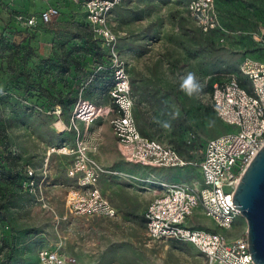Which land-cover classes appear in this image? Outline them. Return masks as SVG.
I'll use <instances>...</instances> for the list:
<instances>
[{
	"label": "rangeland",
	"instance_id": "374dc122",
	"mask_svg": "<svg viewBox=\"0 0 264 264\" xmlns=\"http://www.w3.org/2000/svg\"><path fill=\"white\" fill-rule=\"evenodd\" d=\"M188 1L123 0L110 13L109 26L129 74L140 133L186 159H198L207 139L233 129L211 107V81L224 74L240 76L244 56L264 59V0H214L220 27L210 33L201 32L189 16ZM46 5L61 9L52 24L29 28L17 18ZM79 10L62 0H0V202L5 213L0 264H38L41 247L58 248L74 257V264H205L191 243L151 239L143 218L155 195L145 187L147 178L192 184L198 169L155 174L153 167L122 157L109 117L87 123L86 130L71 120L80 98L108 103L107 88L91 82L92 75L102 74L110 84L106 71L95 66L102 60L108 68L109 61L98 56ZM189 72L198 85L191 96L181 90ZM57 105L60 115L53 113ZM83 134L90 159L123 175L105 174L99 181L116 207L113 217L76 215L68 208V193L77 187L67 175L73 157L52 153L50 147H74ZM27 166L34 172L33 192L22 184L30 179ZM189 222L232 237L246 230L242 216L229 230L217 228L199 207Z\"/></svg>",
	"mask_w": 264,
	"mask_h": 264
},
{
	"label": "built area",
	"instance_id": "2783aa9c",
	"mask_svg": "<svg viewBox=\"0 0 264 264\" xmlns=\"http://www.w3.org/2000/svg\"><path fill=\"white\" fill-rule=\"evenodd\" d=\"M68 1L80 5L94 37L104 46L111 77L108 103L97 105L80 98L71 120L82 122L86 130L87 123L109 117L115 146L129 162L147 167L198 169V177H192V184L145 180L148 182L145 187H152L155 193L143 213L147 235L154 240L191 243L203 254L205 264H259L251 258L246 230L232 237L194 226L189 216L199 207L222 230L232 228L235 220L242 216L234 207L232 196L245 168L264 144V59L242 57L239 63L242 82L234 74H224L213 81L209 92L211 107L217 117L233 129L207 139L198 159H186L175 148L142 135L137 127L129 74L114 48L116 36L109 26L110 13L123 0ZM186 9L201 32L220 27L214 0H189ZM58 16L59 9L55 5H46L36 13L19 14L17 18L27 27H33L38 23L52 24ZM95 66L96 70L105 69L102 63L97 62ZM97 106L104 109L95 112ZM53 113L60 115V107L55 106ZM50 152L73 157L67 168V175L77 186L67 197L68 208L73 214L90 217L117 214L99 181L105 174L123 175L117 170H105L90 159L84 134L74 147L61 143L51 146ZM25 172L30 179L22 184L33 192L34 172L28 166ZM36 258L38 264H74L76 261L58 248L50 247L39 248Z\"/></svg>",
	"mask_w": 264,
	"mask_h": 264
},
{
	"label": "water",
	"instance_id": "95a60500",
	"mask_svg": "<svg viewBox=\"0 0 264 264\" xmlns=\"http://www.w3.org/2000/svg\"><path fill=\"white\" fill-rule=\"evenodd\" d=\"M232 203L246 222L252 260L264 264V144L242 173Z\"/></svg>",
	"mask_w": 264,
	"mask_h": 264
},
{
	"label": "trees",
	"instance_id": "16d2710c",
	"mask_svg": "<svg viewBox=\"0 0 264 264\" xmlns=\"http://www.w3.org/2000/svg\"><path fill=\"white\" fill-rule=\"evenodd\" d=\"M63 2H69L70 4L71 3H73V2H71V1H68V0H62ZM73 4H75V6L76 7H79L80 8V10H79V12H80V17L82 18V21H83V25H84V27L87 29V31H89V33L92 35V37L94 38V40L97 42V44H98V50H99V53H98V56L102 59H104L105 58V54H106V50H105V48H104V46H102V44H101V41L98 39V38H95L94 37V35H93V33H92V31H91V28H90V25H89V23L87 22V20H86V17H85V13L83 12V10L81 9V7H80V5H78V4H76V3H73ZM58 9H59V16L58 17H60L61 16V9L58 7V6H56ZM38 12V11H37ZM68 12V11H67ZM34 13H36V12H34ZM69 14H70V16H72L73 15V13H70V11L68 12ZM57 20V19H56ZM55 20V21H56ZM37 25H48V24H43V23H38V24H36L35 26H33V27H29V28H34V27H36ZM215 30H217V29H213V30H210L209 32H207V33H210V32H212V31H215ZM97 62H99V63H103V61L102 60H97ZM105 71H106V73H107V75H108V77H109V79H110V83H111V77H110V74H109V70H108V68L107 67H105V69H104ZM102 77H103V75L102 74H94V75H92V78H91V82H94L95 84H97L96 86H100V88H102V89H104V88H107V90H108V87L110 86V84H107L106 83V81H104L103 79H102ZM238 77V79H239V81L240 82H242V80H243V76L240 74V76H237ZM218 77H215L212 81H211V83H210V85H209V92H210V90H211V85H212V83H213V81L215 80V79H217ZM94 88H96V87H94ZM57 106H59L60 107V105H57ZM60 109H61V107H60ZM179 152V151H178ZM180 153V152H179ZM181 154V153H180ZM182 156H183V154H181ZM184 157V156H183ZM190 157V156H189ZM3 220H5V213H4V211H3V204L0 202V223L3 221Z\"/></svg>",
	"mask_w": 264,
	"mask_h": 264
},
{
	"label": "clouds",
	"instance_id": "9594fccd",
	"mask_svg": "<svg viewBox=\"0 0 264 264\" xmlns=\"http://www.w3.org/2000/svg\"><path fill=\"white\" fill-rule=\"evenodd\" d=\"M197 77L195 73L189 72L185 77H183V82L181 84V90L187 95L191 96L193 90L197 88Z\"/></svg>",
	"mask_w": 264,
	"mask_h": 264
},
{
	"label": "crops",
	"instance_id": "0c3cea01",
	"mask_svg": "<svg viewBox=\"0 0 264 264\" xmlns=\"http://www.w3.org/2000/svg\"><path fill=\"white\" fill-rule=\"evenodd\" d=\"M134 110H135V105H134ZM108 129H110V127L108 126ZM106 162H107V160H106ZM177 168H167V167H153V169H151L152 170V172L153 173H155V174H158L159 175V173L158 172H160V171H166V170H176ZM159 179H161V178H159ZM163 180V179H162ZM177 182H180L179 180L177 181ZM101 188V187H100ZM102 190V189H101ZM102 192H103V190H102ZM104 193V192H103ZM105 194V193H104ZM106 195V194H105ZM107 196V195H106ZM111 202V201H110ZM112 204V203H111ZM113 205V204H112ZM148 205V204H147ZM146 205V206H147ZM114 206V205H113ZM115 207V206H114ZM146 208V207H145ZM115 209H116V207H115Z\"/></svg>",
	"mask_w": 264,
	"mask_h": 264
}]
</instances>
